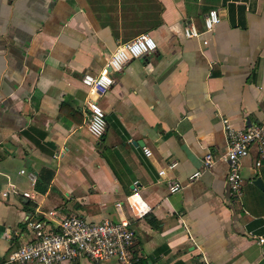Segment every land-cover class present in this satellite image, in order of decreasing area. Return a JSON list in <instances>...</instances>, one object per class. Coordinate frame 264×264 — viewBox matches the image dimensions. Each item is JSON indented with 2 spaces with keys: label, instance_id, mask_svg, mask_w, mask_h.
<instances>
[{
  "label": "crops",
  "instance_id": "0c3cea01",
  "mask_svg": "<svg viewBox=\"0 0 264 264\" xmlns=\"http://www.w3.org/2000/svg\"><path fill=\"white\" fill-rule=\"evenodd\" d=\"M209 9L219 20L206 30ZM142 32L154 48L110 68L104 92L81 82ZM87 99L104 112L98 138ZM222 116L237 128L264 120V0H0V264L31 238L26 219L50 208L126 221L128 264H256L264 188L252 180L264 184V157L256 165L249 147L231 202ZM207 153L214 161L189 181Z\"/></svg>",
  "mask_w": 264,
  "mask_h": 264
},
{
  "label": "built area",
  "instance_id": "2783aa9c",
  "mask_svg": "<svg viewBox=\"0 0 264 264\" xmlns=\"http://www.w3.org/2000/svg\"><path fill=\"white\" fill-rule=\"evenodd\" d=\"M218 20L216 10L209 9L204 16L205 29H211ZM183 32L187 36L198 34L190 26H185ZM153 48L154 41L151 36L146 32L139 33L116 45L98 72L84 73L80 80L91 91L102 93L112 82L108 74L110 68L119 69L127 59ZM85 107V126L90 134L98 138L105 129L104 112L93 99H87ZM221 123L226 150L217 158L223 159L227 164V196L231 202H236L242 195L241 158L248 153L251 145H255L258 154L256 165L264 157V120L246 128H237L227 117L222 116ZM142 149L149 155L148 148ZM214 159L211 154H205L202 167L193 170L188 175V180L197 177ZM174 165L175 162L170 161L166 167L172 168ZM20 172L24 170L21 169ZM163 172V168L158 170V174ZM27 175L31 181L34 180V174L28 172ZM180 187L177 181H171L169 191H176ZM132 194L137 195L136 192ZM23 195L29 196L30 193L24 191ZM25 224L32 233L31 238L12 247L3 264H65L80 256L94 262L114 258L119 264H128L133 259V230L126 221H112L107 218L91 221L74 213L60 214L56 209L50 208L42 211L40 217L27 218ZM262 241L263 238L258 237V242Z\"/></svg>",
  "mask_w": 264,
  "mask_h": 264
},
{
  "label": "water",
  "instance_id": "95a60500",
  "mask_svg": "<svg viewBox=\"0 0 264 264\" xmlns=\"http://www.w3.org/2000/svg\"><path fill=\"white\" fill-rule=\"evenodd\" d=\"M252 182L259 188H264V184L259 176H256ZM262 256L257 260L256 264H264V242L261 244Z\"/></svg>",
  "mask_w": 264,
  "mask_h": 264
},
{
  "label": "trees",
  "instance_id": "16d2710c",
  "mask_svg": "<svg viewBox=\"0 0 264 264\" xmlns=\"http://www.w3.org/2000/svg\"><path fill=\"white\" fill-rule=\"evenodd\" d=\"M159 249H160V248H158L155 252H157ZM139 261H140V260H136V261H134V263L139 264V263H140Z\"/></svg>",
  "mask_w": 264,
  "mask_h": 264
}]
</instances>
